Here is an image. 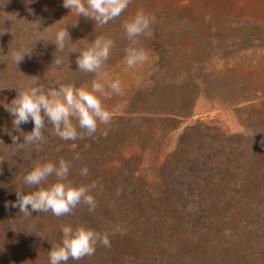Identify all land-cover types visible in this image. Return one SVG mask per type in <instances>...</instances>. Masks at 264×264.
<instances>
[{"label":"trees","instance_id":"obj_1","mask_svg":"<svg viewBox=\"0 0 264 264\" xmlns=\"http://www.w3.org/2000/svg\"><path fill=\"white\" fill-rule=\"evenodd\" d=\"M123 14L100 29L113 26ZM91 23L82 17L76 28ZM70 45L75 46L70 42L62 52H47L46 69L35 66L36 58L1 65L0 87L16 95L14 88L27 81L34 68L42 69L55 86L90 75L78 69L76 60H68L76 57L68 52ZM57 57L62 59L59 66L53 62ZM176 88L172 81H156L149 94L142 91L135 99L137 110L143 108L140 114L163 116L164 122L155 149L158 169L144 174L113 158H131L118 152L120 142L141 133L151 119L116 117L98 125L92 136L77 128L83 138L75 141L61 140L49 124L42 130L46 142L39 146L13 144L12 135L23 143L31 122L22 124L21 131L13 128L11 119L0 122V264H48V251L60 241L62 225L107 232L110 240L109 247L98 244L92 256L68 264H264V126L254 121V136H240L196 121L173 139L182 123L178 118L192 116L193 102L187 87ZM77 154L79 159H74ZM60 158L70 163L68 181L95 184V210L81 204L65 216L31 212L29 217L12 207L16 192L36 190L23 184V175L36 162L57 163ZM82 167L88 168L87 176L80 175ZM55 181L50 176L42 186ZM20 252L25 259L16 262Z\"/></svg>","mask_w":264,"mask_h":264},{"label":"rangeland","instance_id":"obj_2","mask_svg":"<svg viewBox=\"0 0 264 264\" xmlns=\"http://www.w3.org/2000/svg\"><path fill=\"white\" fill-rule=\"evenodd\" d=\"M139 9L155 13L159 19L152 25L150 37L137 38L139 46L148 52L149 61L136 69H127L124 50L130 41L123 23ZM80 18L74 10L62 7V0H0V67L9 63L16 65L11 59L12 49L27 47L33 54L25 59L36 58L35 66L46 69L47 52H62L53 43L54 33L64 27L75 45H70L68 52H76V57L95 38L111 39L113 46L101 71L119 78L122 94L106 89L107 95L100 96L101 102L112 114L111 119H151L141 133L120 142L118 152L123 153L124 159L131 158L121 161V155L117 154L113 158L115 163L124 162L132 169H139L141 174L158 169L154 157L158 135L164 133L163 116L140 114L143 108L137 110L135 99L142 91L149 94L148 88L160 80L172 81L177 87L175 91L187 87L186 92L193 99L192 116L178 118L182 123L171 135L173 139L196 121L227 135L240 136H254V121L264 126V0L129 1L119 22L102 27L103 30L96 23L77 29ZM76 57L68 60L74 61ZM33 70L36 71L31 72L28 80L56 87L45 78L42 69ZM94 79L96 75L91 73L72 85L90 89ZM7 90L0 87V122L12 120L3 104L10 103L16 95ZM179 91L174 96L183 92ZM166 149L170 151L171 145ZM23 259L20 252L15 261Z\"/></svg>","mask_w":264,"mask_h":264},{"label":"clouds","instance_id":"obj_3","mask_svg":"<svg viewBox=\"0 0 264 264\" xmlns=\"http://www.w3.org/2000/svg\"><path fill=\"white\" fill-rule=\"evenodd\" d=\"M129 0H62V7L75 12L77 17H84L103 25L120 16L128 7ZM156 17L146 13L143 9L137 10L130 19L123 23V29L130 46L127 47L124 63L127 69H136L145 65L150 57L143 47L139 46L138 37H150L152 25ZM38 27V26H37ZM45 29V28H44ZM72 42L66 27L54 33L55 49L63 51L65 44ZM113 41L105 37H97L90 42V47L80 50L76 57L78 69L96 75L91 88H77L72 84H59L53 87L37 81H23L16 90V96L10 103L3 104L5 110L12 117L13 128L19 129L22 124L31 122V132L25 133L23 143H17L19 137L12 135L13 144H40L45 143L43 129L51 125L53 132L61 140L75 141L83 138L84 130L88 136L97 131L98 123L107 124L112 114L103 106L100 96L107 95V90L114 94H122V84L119 78H113L101 70L109 58ZM76 53V52H73ZM33 50L27 47L14 48L11 51L12 61L18 65L25 57L31 58ZM59 66L62 59L57 57L53 61ZM52 62V63H53ZM99 94V95H98ZM73 120L76 121L74 125ZM11 135V133H10ZM74 159H79L77 154ZM70 163L60 158L57 163L36 162L31 170L27 171L22 182L34 186L36 190L25 194L16 192L17 200L12 207H18L25 216L31 217V212H51L56 217L70 214L78 205H87L89 211L96 207L95 197L91 189L95 184L74 185L67 180ZM81 176L88 175V168L80 169ZM50 176L56 178L55 183L47 187L42 185ZM116 230H119L118 227ZM61 238L56 244H51L48 251V264H68L71 259L79 261L85 256H92L97 245L110 246L109 234L101 233L83 225L73 227L62 225Z\"/></svg>","mask_w":264,"mask_h":264}]
</instances>
